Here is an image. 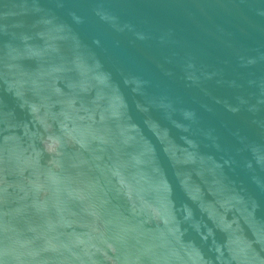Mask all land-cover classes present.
Listing matches in <instances>:
<instances>
[{
	"label": "water",
	"instance_id": "water-1",
	"mask_svg": "<svg viewBox=\"0 0 264 264\" xmlns=\"http://www.w3.org/2000/svg\"><path fill=\"white\" fill-rule=\"evenodd\" d=\"M0 264H264V0H0Z\"/></svg>",
	"mask_w": 264,
	"mask_h": 264
}]
</instances>
